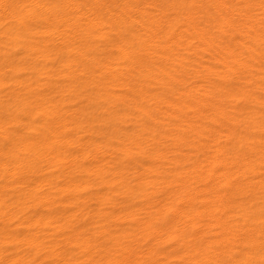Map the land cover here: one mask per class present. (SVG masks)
Here are the masks:
<instances>
[{"label":"bare ground","instance_id":"obj_1","mask_svg":"<svg viewBox=\"0 0 264 264\" xmlns=\"http://www.w3.org/2000/svg\"><path fill=\"white\" fill-rule=\"evenodd\" d=\"M0 264H264V0H0Z\"/></svg>","mask_w":264,"mask_h":264}]
</instances>
